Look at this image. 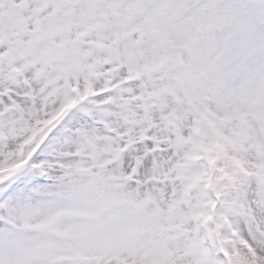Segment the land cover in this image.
<instances>
[{
    "label": "snow or ice",
    "instance_id": "obj_1",
    "mask_svg": "<svg viewBox=\"0 0 264 264\" xmlns=\"http://www.w3.org/2000/svg\"><path fill=\"white\" fill-rule=\"evenodd\" d=\"M0 264H264V0H0Z\"/></svg>",
    "mask_w": 264,
    "mask_h": 264
}]
</instances>
